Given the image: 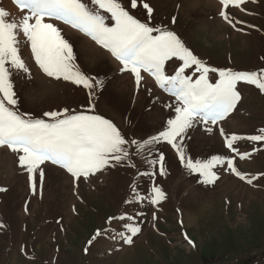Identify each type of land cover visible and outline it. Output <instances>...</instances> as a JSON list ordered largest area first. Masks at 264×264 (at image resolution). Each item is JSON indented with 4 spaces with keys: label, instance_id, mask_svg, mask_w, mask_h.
<instances>
[{
    "label": "rangeland",
    "instance_id": "rangeland-1",
    "mask_svg": "<svg viewBox=\"0 0 264 264\" xmlns=\"http://www.w3.org/2000/svg\"><path fill=\"white\" fill-rule=\"evenodd\" d=\"M13 1L0 0V9L19 22L26 10L22 12ZM143 2L154 10L150 26L174 32L207 65L237 71L264 69V0H245L239 8L230 5L226 11L232 24L219 15V0H137L136 9L130 8V0H121L137 19L149 22ZM53 23L73 45L79 69L103 80L104 87L95 88L90 98L82 85L47 77L36 65L30 44L18 33L17 47L31 73L12 76L20 112L34 118L64 109L100 115L126 139L141 141L157 135L168 119L175 118V98L147 73H141L137 88L135 78L121 73L122 65L107 50L70 26ZM180 63L173 58L165 71L174 74ZM186 71L191 74L193 69ZM209 79L214 83L218 75L209 73ZM238 90L241 100L234 110L216 124L196 123L183 147L194 161L213 155L232 158L245 180L234 177L225 165L214 169L219 177L214 184H201L183 167L176 151L161 142L144 155L148 159L160 153L165 156L164 176L159 165L152 168L143 163L144 157L133 150L135 167L121 164L87 179L76 180L46 163L41 166L44 180L41 184L37 174L34 193L17 155L0 147V189H4L0 191V264H264V141H236L238 152L225 145V136L264 134L260 132L264 94L243 83ZM241 155L246 158L241 160ZM144 171L155 175H138ZM252 177L258 179L248 184ZM134 182L141 195L158 186L166 199L158 205L147 200L125 203L132 199ZM122 214L135 217L141 228L131 245L103 234L106 227L110 232L122 230L123 222L107 224L109 217ZM98 230L102 235L93 240Z\"/></svg>",
    "mask_w": 264,
    "mask_h": 264
},
{
    "label": "snow or ice",
    "instance_id": "snow-or-ice-1",
    "mask_svg": "<svg viewBox=\"0 0 264 264\" xmlns=\"http://www.w3.org/2000/svg\"><path fill=\"white\" fill-rule=\"evenodd\" d=\"M14 3L22 12L26 10L19 22L8 19V13L0 9V147H7L17 155L20 168L32 181L34 193L37 174L41 184L44 180L41 166L46 163L66 170L76 180L87 179L117 165L135 167L133 150L137 156L144 157L143 163L152 168L159 165V174L164 176L165 156L160 153L155 159H148L144 155L145 150L150 152L161 142L176 151L183 167L197 175L201 184H214L219 178L214 169L225 165L241 180L246 179L230 157L213 155L210 159L194 161L186 156L183 140L196 123L216 124L225 119L241 100L239 84L254 86L264 94V69L237 71L207 65L174 32L150 26L154 10L147 2H143V8L147 10L149 22L137 19L121 0H14ZM219 3L222 6L219 15L232 24L226 10L230 5L239 8L245 0H219ZM137 6V0H130L131 9ZM53 21L78 30L107 50L122 65L120 72H128L135 78L137 88L143 79L141 73H147L160 89L175 98V118L168 119L167 127L157 135L141 141L126 139L112 121L100 115L70 113L64 109L46 111L42 117L34 118L30 113L20 112L12 76L15 72L30 77L31 73L17 47L18 33H22L30 44L36 65L47 77L82 85L89 90L90 98L95 88L104 87L103 80L89 77L79 69L73 45L61 35ZM106 21H111V26ZM173 58L181 63L174 74L169 75L165 65ZM188 69H193L191 74H187ZM209 73L218 75L214 83L210 81ZM206 131L211 133L212 128L207 127ZM260 132L264 133V129ZM220 133L224 135L223 129ZM239 140L260 142L264 141V134L225 136L227 149L238 152L234 143ZM245 158V155L240 156L241 160ZM138 175L153 176L155 173L144 171ZM255 179L258 177L246 182L252 184ZM130 188L132 199L126 200L127 204L147 200L151 205H158L166 199L158 186L151 187L147 196L140 194L135 182ZM134 220L135 217L128 214L109 217L108 226L113 221L123 222L122 230L110 232L106 227L103 234L131 245L133 237L141 232ZM101 235L98 230L93 240ZM188 242L192 243L191 240Z\"/></svg>",
    "mask_w": 264,
    "mask_h": 264
},
{
    "label": "bare ground",
    "instance_id": "bare-ground-1",
    "mask_svg": "<svg viewBox=\"0 0 264 264\" xmlns=\"http://www.w3.org/2000/svg\"><path fill=\"white\" fill-rule=\"evenodd\" d=\"M234 177H236V175L234 174Z\"/></svg>",
    "mask_w": 264,
    "mask_h": 264
}]
</instances>
